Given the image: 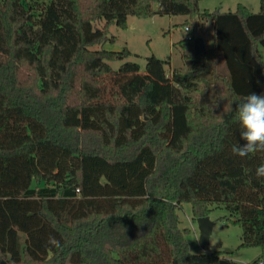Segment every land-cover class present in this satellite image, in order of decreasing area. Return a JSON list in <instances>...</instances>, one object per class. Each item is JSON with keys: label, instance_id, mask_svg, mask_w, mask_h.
Returning a JSON list of instances; mask_svg holds the SVG:
<instances>
[{"label": "trees", "instance_id": "trees-1", "mask_svg": "<svg viewBox=\"0 0 264 264\" xmlns=\"http://www.w3.org/2000/svg\"><path fill=\"white\" fill-rule=\"evenodd\" d=\"M202 1L0 0V260L220 264L221 252L190 251L186 203L196 222L225 207L243 247L264 249V152H232L245 143L237 103L264 95V0L258 13L202 12ZM165 16L189 17L192 35L214 26L202 55L194 39L177 44L185 72L170 77L171 59L155 56L115 71L129 49L91 50L113 40L95 22ZM142 72L155 83L130 100L89 95L87 76Z\"/></svg>", "mask_w": 264, "mask_h": 264}, {"label": "rangeland", "instance_id": "rangeland-1", "mask_svg": "<svg viewBox=\"0 0 264 264\" xmlns=\"http://www.w3.org/2000/svg\"><path fill=\"white\" fill-rule=\"evenodd\" d=\"M239 5L246 6L251 12L260 11V0H205L200 3V11L206 10L222 12L236 11ZM35 24L38 19H31ZM189 20L187 16L173 17H155L153 19H138L129 17L126 29L116 26H107L104 21L95 22L96 28L107 30L111 43L107 45H96L91 50L106 49L113 52H120L127 48L131 51L132 57L125 61L110 62L111 67L118 71L121 65L131 62L145 69L148 59L155 56L161 60L171 59V66H167V74L171 77V71H186V65L182 59L183 51L176 47L177 44L188 37L185 28L192 29V25L186 24ZM186 24V26H185ZM201 30L206 33V26ZM115 42V43H112ZM212 43L209 44V47ZM89 84V95L94 98L104 97L106 100H130L138 93L143 92V86L155 83L148 76V73L142 72L139 75L126 76H108L107 78L86 77ZM158 84V83H157ZM160 86H155L153 98L159 100L164 98ZM197 96V95H196ZM182 221V228L189 230L188 244L193 254L221 252L224 256L222 260L227 259L234 264H252L258 259L264 263V249L257 247H243L242 228L234 223L229 211L225 207H213L209 218L213 223L211 234L208 240V247L204 249L200 245V230L197 222L194 220L193 205L186 203L179 211ZM3 260V259H2Z\"/></svg>", "mask_w": 264, "mask_h": 264}, {"label": "clouds", "instance_id": "clouds-1", "mask_svg": "<svg viewBox=\"0 0 264 264\" xmlns=\"http://www.w3.org/2000/svg\"><path fill=\"white\" fill-rule=\"evenodd\" d=\"M235 113V121L242 129L241 139L245 143L233 146V154L243 158L264 152V95L249 94L242 102L237 103ZM255 176L264 178V164L256 168Z\"/></svg>", "mask_w": 264, "mask_h": 264}, {"label": "water", "instance_id": "water-1", "mask_svg": "<svg viewBox=\"0 0 264 264\" xmlns=\"http://www.w3.org/2000/svg\"><path fill=\"white\" fill-rule=\"evenodd\" d=\"M194 37V49L197 55H202L207 51L206 43L203 37L200 36L198 28L196 27L193 32ZM197 224L200 230V245L206 249L208 247V240L211 234L213 223L209 217L200 218L197 220ZM0 264H7L4 260H0ZM220 264H234L227 259L221 260Z\"/></svg>", "mask_w": 264, "mask_h": 264}, {"label": "crops", "instance_id": "crops-1", "mask_svg": "<svg viewBox=\"0 0 264 264\" xmlns=\"http://www.w3.org/2000/svg\"><path fill=\"white\" fill-rule=\"evenodd\" d=\"M204 26H206V33H204L202 30L199 31L200 36L204 38L206 43L207 50H211L215 46V39H214V26L212 23H207ZM212 43V46L209 47V44Z\"/></svg>", "mask_w": 264, "mask_h": 264}, {"label": "built area", "instance_id": "built-area-1", "mask_svg": "<svg viewBox=\"0 0 264 264\" xmlns=\"http://www.w3.org/2000/svg\"><path fill=\"white\" fill-rule=\"evenodd\" d=\"M185 32L189 33V34H188V37H186L187 40L191 41V40L194 39L193 35L190 33L191 30H190L189 27H186V28H185Z\"/></svg>", "mask_w": 264, "mask_h": 264}]
</instances>
